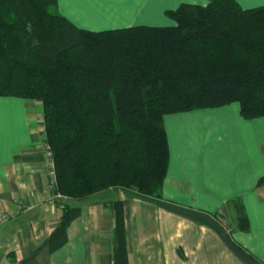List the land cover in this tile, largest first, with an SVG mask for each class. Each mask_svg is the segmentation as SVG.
<instances>
[{
  "label": "trees",
  "instance_id": "1",
  "mask_svg": "<svg viewBox=\"0 0 264 264\" xmlns=\"http://www.w3.org/2000/svg\"><path fill=\"white\" fill-rule=\"evenodd\" d=\"M166 13L173 25L93 31L60 14L56 0H0V96L41 102L63 196L121 187L159 197L169 162L165 114L237 102L244 118L264 116V5L207 0ZM59 205L50 252L80 214ZM108 205L111 264H129L123 201ZM226 205L231 232H247L242 199Z\"/></svg>",
  "mask_w": 264,
  "mask_h": 264
},
{
  "label": "crops",
  "instance_id": "2",
  "mask_svg": "<svg viewBox=\"0 0 264 264\" xmlns=\"http://www.w3.org/2000/svg\"><path fill=\"white\" fill-rule=\"evenodd\" d=\"M242 8L264 0H236ZM207 0H56L80 28L168 26L166 11ZM43 108L38 100L0 96V264H111L114 211L123 201L129 264H264V116L246 119L237 102L163 116L169 147L159 197L109 187L83 198L47 201ZM240 197L247 232L232 230L227 202ZM64 203L80 214L53 252L48 238Z\"/></svg>",
  "mask_w": 264,
  "mask_h": 264
},
{
  "label": "built area",
  "instance_id": "3",
  "mask_svg": "<svg viewBox=\"0 0 264 264\" xmlns=\"http://www.w3.org/2000/svg\"><path fill=\"white\" fill-rule=\"evenodd\" d=\"M44 149H45V166L47 169V174H48V182L47 184L42 188L41 192L43 194L46 195L47 197V201L50 204H55L56 200L58 198L63 197L62 194H60L57 190H56V181H55V170L53 168V164H52V158H51V151L49 150V148L44 145ZM58 207H62L60 205H58ZM10 216V213H0V225L2 223H4Z\"/></svg>",
  "mask_w": 264,
  "mask_h": 264
}]
</instances>
